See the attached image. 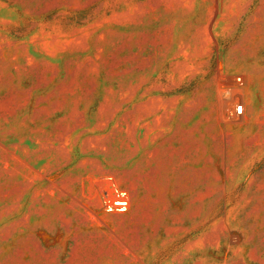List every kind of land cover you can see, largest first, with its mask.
Returning a JSON list of instances; mask_svg holds the SVG:
<instances>
[{
	"label": "rangeland",
	"instance_id": "obj_1",
	"mask_svg": "<svg viewBox=\"0 0 264 264\" xmlns=\"http://www.w3.org/2000/svg\"><path fill=\"white\" fill-rule=\"evenodd\" d=\"M0 264H264V0H0Z\"/></svg>",
	"mask_w": 264,
	"mask_h": 264
},
{
	"label": "built area",
	"instance_id": "obj_2",
	"mask_svg": "<svg viewBox=\"0 0 264 264\" xmlns=\"http://www.w3.org/2000/svg\"><path fill=\"white\" fill-rule=\"evenodd\" d=\"M235 114H240L241 113V106H237L235 109ZM110 188L114 190V195L115 197L112 198H105L103 200L104 203V208L107 210H112V209H125L126 204H127V195L126 192L118 190L113 182H110Z\"/></svg>",
	"mask_w": 264,
	"mask_h": 264
}]
</instances>
